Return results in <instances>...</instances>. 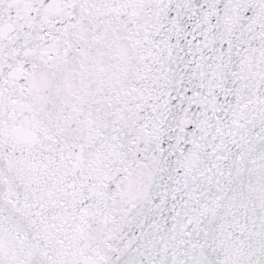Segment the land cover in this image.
Instances as JSON below:
<instances>
[{
	"label": "snow or ice",
	"instance_id": "snow-or-ice-1",
	"mask_svg": "<svg viewBox=\"0 0 264 264\" xmlns=\"http://www.w3.org/2000/svg\"><path fill=\"white\" fill-rule=\"evenodd\" d=\"M0 264H264V0H0Z\"/></svg>",
	"mask_w": 264,
	"mask_h": 264
}]
</instances>
